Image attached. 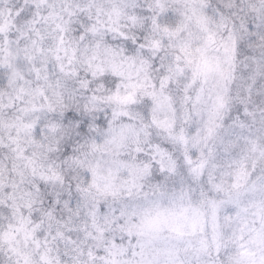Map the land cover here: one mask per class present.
I'll list each match as a JSON object with an SVG mask.
<instances>
[{"label":"snow or ice","instance_id":"6c2138e0","mask_svg":"<svg viewBox=\"0 0 264 264\" xmlns=\"http://www.w3.org/2000/svg\"><path fill=\"white\" fill-rule=\"evenodd\" d=\"M0 264H264V0H0Z\"/></svg>","mask_w":264,"mask_h":264}]
</instances>
